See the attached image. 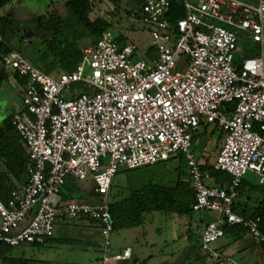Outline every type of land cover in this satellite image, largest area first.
Wrapping results in <instances>:
<instances>
[{"label":"built area","instance_id":"obj_1","mask_svg":"<svg viewBox=\"0 0 264 264\" xmlns=\"http://www.w3.org/2000/svg\"><path fill=\"white\" fill-rule=\"evenodd\" d=\"M179 1L184 15L171 21L172 0H136L129 17L150 35L154 57L147 61L103 31L81 49L74 71L52 75L16 50L4 52L0 35L1 68L23 82L21 109L10 122L28 154L23 184L8 205L0 199V245H45L59 219H86L97 223L101 238L95 264L125 259L129 249L111 254L112 179L122 168L180 157L194 192L192 210L216 214L201 232V254L212 264H238L211 247L225 227L241 226L264 243L258 220L233 209L247 172L264 184V0ZM246 40L258 46V56L238 62V42ZM205 124L224 133L210 167L229 176L225 185L209 182L192 151L193 135ZM88 176L90 199H64L68 178Z\"/></svg>","mask_w":264,"mask_h":264},{"label":"crops","instance_id":"obj_2","mask_svg":"<svg viewBox=\"0 0 264 264\" xmlns=\"http://www.w3.org/2000/svg\"><path fill=\"white\" fill-rule=\"evenodd\" d=\"M67 1L68 0H10L2 8H0V12H3L5 7H11L13 15L21 12L24 13L26 20H30L32 22L30 23L28 21L27 23H30V25L35 29V31H33V35H31L34 38V47L32 50L37 53L41 42V40L38 41L37 38L41 35L37 26L42 22L47 21L54 13L62 14L64 11V5ZM117 1L118 0H93V9L89 18L90 20L103 18L109 24V28L105 31H110L112 29L116 30L113 37L117 40H124L121 33H124L126 30L131 31L134 28V24L129 22L132 21L129 16L133 13L135 8L130 14L128 12L119 13L116 11L117 8L115 6V2ZM30 25L27 24L26 27L29 28ZM20 27L24 28L23 25H20ZM5 40L11 49L16 51L18 50L12 39L6 36ZM90 44L91 41L87 38L77 40V46L80 50ZM132 46L136 49L135 45ZM136 57L142 59L137 55ZM153 57L154 51H152V53L147 52L143 54L142 60L147 61ZM9 76V78H13V74L9 73ZM14 80L16 81L17 86L11 85L10 88L13 93L20 94L21 87L19 86L18 81L16 79ZM18 109H16L15 112L18 111ZM10 112L11 108H8V105L5 102L4 110L2 111L0 108V126H2L3 121L7 117L14 113L13 112L11 114ZM214 128L218 131L216 139L220 141L221 144L224 138V133L218 128ZM196 133L193 135L194 138ZM195 157L197 159L198 155H195ZM170 162L175 165V168L173 167L172 169L168 166ZM170 162L164 164L166 165V173L162 175H159L158 173L157 175L155 174L153 176H149V171L152 169L151 172H153L154 168L159 167L158 164L132 170L124 168L120 169L112 179L110 185V203L119 204L124 200H128L131 198L132 194L140 192L149 184L172 189L176 186L177 182H186L188 180L186 174L180 173L177 170L179 169L178 167L180 164L179 159H174ZM202 164H206L208 166L211 165V163L209 164L206 161L202 162ZM156 169L157 171H161L159 168ZM0 172H6V168L4 167L1 159ZM7 176L9 181L5 184L8 187H12L8 191L10 197H7L10 201L11 194L23 184L24 179L19 181L12 175L8 174ZM116 177L118 178L115 179ZM209 182L212 184L222 185L221 182L215 180L213 177H211ZM263 195L264 184H259L258 181L243 179L235 203L239 204L248 215L252 209L257 206ZM74 196L78 195L75 194ZM83 197H85V199H90L92 197V190ZM204 215V212H196L190 217L160 211L144 213L142 215L141 224L138 227L124 230H114L111 235V254L123 255L124 252L129 249V257L110 263L148 264L151 254L149 255L147 252L151 251V249H156L158 251L161 250V252L166 250L173 252L165 254V257H168L172 261L171 264L181 262H184L185 264H209L210 261L198 252L200 235L206 224L204 221ZM55 225V231L59 234L57 237L54 236V233L51 240L41 247L21 245L13 248V250L6 257L10 260V262L4 264L96 263L97 259L101 256V250L99 248L101 238L96 222L84 219L76 221L74 224H61L58 220V223ZM64 225L80 226V228L72 232L70 230L67 231ZM214 243L215 244L211 245L213 249L222 251L227 256L234 259L238 264H264V246L261 245V243L254 241L246 233L240 239H231L228 235H224ZM169 246H172V248ZM38 248L47 251L42 259L36 258L35 252L33 251V249ZM175 253H177V255H175ZM194 258H198V260H194ZM25 260H29V262L23 263Z\"/></svg>","mask_w":264,"mask_h":264},{"label":"trees","instance_id":"obj_3","mask_svg":"<svg viewBox=\"0 0 264 264\" xmlns=\"http://www.w3.org/2000/svg\"><path fill=\"white\" fill-rule=\"evenodd\" d=\"M9 1L0 0V6L5 5ZM92 9L93 0H68L64 5L62 14L54 13L47 21L37 26L41 34L40 48L37 50V60L43 65L44 72L52 74L58 71H74L82 58L81 50L77 46V40L87 38L93 44L98 40L100 34L109 28V24L103 18L90 20L89 15ZM183 15L184 11L181 2L179 0H172V10L169 19L173 21ZM13 23L11 20L0 18V35L4 40L7 36L9 25L13 26ZM120 41L116 39L117 43ZM10 49L8 45L4 52ZM9 77V73L0 67V91L2 88L8 86ZM13 79H16L19 86L22 87L23 82L16 75H13ZM10 120L11 116L7 117L3 121L2 126H0V159L6 168V172H0V199L6 205H8L9 201L7 199L9 196L8 191L12 188L5 184L9 181L7 175H12L16 180L21 181L24 179L25 170L28 165L26 148L12 127ZM201 169L204 172H208L210 177L221 182L222 185L229 182V176L224 172H216L206 164ZM204 182L207 183V181ZM64 191V199H69V197L79 193L72 178L66 180ZM193 202L194 192L188 178L186 182H177L176 186L172 189L149 184L140 192L132 194L128 200H124L119 204L110 203L109 211L114 230H124L138 227L141 224L142 215L152 211L190 217L196 213L191 208ZM233 209L235 212L237 211V214L246 219L258 220L259 230L264 235V195L248 215L235 202ZM245 233V229L241 226L224 228V235H228L231 239H240ZM261 245L264 246V243H261ZM30 246L41 247L42 245L31 244ZM12 250L13 248L11 247L3 244L0 245V258L3 264L10 262L6 257ZM194 260H198V258H194ZM26 262H29V260L23 261V263ZM209 264L212 263L210 262Z\"/></svg>","mask_w":264,"mask_h":264},{"label":"rangeland","instance_id":"obj_4","mask_svg":"<svg viewBox=\"0 0 264 264\" xmlns=\"http://www.w3.org/2000/svg\"><path fill=\"white\" fill-rule=\"evenodd\" d=\"M243 2H247V3H254L255 0H241ZM136 1L135 0H118L117 2H115V6H116V11H118L119 13H123V12H128L129 14L133 11V9L136 6ZM4 5H1L0 8H2ZM0 18H5L7 20H11L13 21L14 25L10 26L7 29V36L12 39L15 42V45L18 48L19 53L28 60V62H30V64L43 71V65L41 64V62L39 60H37V53H35L32 49L34 47V42H33V37L31 35H33V31H35V29L30 25V23H32L30 20H26V18L24 17V13H16V15H13V11L11 9V7H5L3 9V12H0ZM30 23H27V22ZM131 24H134V28L133 30H126L124 31V33H121V35L124 37V40H121L118 45L119 47L126 45V44H132L136 46V55L141 57L143 59V54L144 53H152L153 49L151 47V39H150V35L148 33V31L141 26L138 23H135L133 21H129ZM27 24H29V28H27ZM20 25H23L24 28H21ZM32 27V28H30ZM34 29V30H33ZM113 30V29H112ZM110 30L107 31L108 33H110L112 36L115 35V31L116 30ZM25 31V32H24ZM114 33V34H113ZM25 40H24V39ZM38 41L41 40V36H38ZM247 41V40H246ZM239 46H240V50L239 53L236 54L235 56V60H237L238 62H240L243 58L245 57H257L259 50H258V46L252 43H249L247 41V44H241L240 41L238 42ZM243 53V55H241L240 53ZM36 55V56H34ZM137 57H135L136 59ZM178 70H182V67L179 66ZM46 73V72H45ZM59 74V72H54L52 73V75H56ZM17 86L16 81L13 78H9L8 80V86L4 87L1 89L0 91V108L3 111L4 110V104L5 102L8 105V108H11V114L14 112L15 110L18 109V111L21 109V95L18 93H13L12 89L10 88V86ZM77 88L79 89H85L86 86L84 84H77ZM17 112V111H16ZM2 114V113H1ZM7 117V116H6ZM2 121V119H1ZM218 136V131L215 130L213 125L210 124H205L204 127H201L199 129V131L196 133L194 140L192 141V151L195 155H198L197 159L198 161H200V163L202 164V162H207V163H212L218 153V149H219V144L220 141H218L216 138ZM172 161V160H171ZM180 164H179V169L178 172L180 173H185L187 178H189L188 175V169L186 166L185 161L183 160V158H179ZM170 162V161H168ZM165 163H159V168L161 171H157L156 168H154L153 172L152 169L149 174V176H153V175H157L159 173V175L165 174L166 173V169L164 165ZM157 165V164H156ZM170 168L173 169V167L175 168V165L173 163H169L168 165ZM118 177H116L115 179H117ZM244 179L249 180V181H258V177L252 173V172H247L246 175L244 176ZM77 189L79 190V193H77L78 196H76V199L78 200H86L85 196L88 192H90L93 188H94V182L91 176H88L85 180H81V181H76L74 180ZM204 182V181H203ZM203 184H207L206 182H204ZM68 200V199H67ZM66 200V201H67ZM36 207H33V210ZM216 214L214 212H208L205 213L204 215V221L207 223L211 220H213L215 218ZM63 221V223H62ZM59 222L61 224H74L76 223V221L74 222H69L66 221L64 219H59ZM58 223V221L56 222V224ZM56 226V225H55ZM65 229L67 231H72L74 232L75 230H78L80 228V226H74V225H64ZM58 228V226H57ZM56 227L54 228V233L57 237V235H59L58 233H56L55 231ZM215 244V243H213ZM212 244V245H213ZM170 248H172V246H169ZM169 248V249H170ZM33 251L35 252V256L36 258H43V256L45 255V252L43 249H33ZM198 252L201 254V252L198 250ZM147 253H149V255L151 254V258H149L148 260V264H171V260L168 257H165V254H170L173 252L170 251H163L161 252V250H156V249H151V251H148ZM175 255H177V253H175ZM171 257V256H169ZM108 264H114V263H108ZM116 264V263H115ZM177 264H185L184 262L181 263H177ZM198 264V263H195Z\"/></svg>","mask_w":264,"mask_h":264},{"label":"water","instance_id":"obj_5","mask_svg":"<svg viewBox=\"0 0 264 264\" xmlns=\"http://www.w3.org/2000/svg\"><path fill=\"white\" fill-rule=\"evenodd\" d=\"M111 1H114V0H111Z\"/></svg>","mask_w":264,"mask_h":264}]
</instances>
